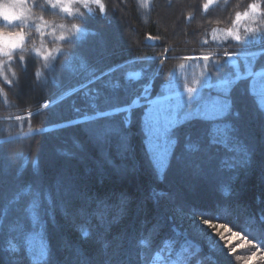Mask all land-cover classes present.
<instances>
[{
	"label": "trees",
	"instance_id": "16d2710c",
	"mask_svg": "<svg viewBox=\"0 0 264 264\" xmlns=\"http://www.w3.org/2000/svg\"><path fill=\"white\" fill-rule=\"evenodd\" d=\"M202 2L203 0H149V6L142 7V0H106V14L101 16L98 11L93 15L86 14L81 21L78 36L66 42L67 52L58 54L57 59L41 72L38 80L33 77L34 64L30 59L27 70L20 75L19 83L11 89L5 87L9 95L7 104L0 97V139L11 133L20 142L6 143L0 149V237L11 238L15 235L19 239V234L12 231V225L23 219L20 215L23 201L10 203L9 198L17 186H27L34 178V166L39 168L43 176L49 177L64 164L69 172L77 173L81 179L88 181L94 190L104 192L114 189L116 197L113 199H118L120 193L126 192L132 196V200L127 210L119 216L118 222L112 223V231L105 234L95 218L91 222L77 216H73L71 220L65 218L61 203L65 197L57 193L56 204L40 210L41 220L33 223V235L28 241L29 254L36 256L50 247L48 264H145L144 257L154 255L156 249L149 252L136 242L149 234L157 219L171 217L174 213L178 217L184 215L182 206L191 204L212 210L217 216L223 217L213 220L217 227L208 230L222 246L242 245L239 252L242 256H247L254 250L243 232H248L257 239H264V226L260 223V217L264 215V146L260 144L264 138V119L257 115L258 104L252 99L246 98L238 106L240 123L248 132L246 140L256 145L250 165L237 169L227 168L225 165L239 166L243 162L240 153H227L224 156L225 164H218L217 170L207 180H197L192 172L193 164L201 163L199 160L202 158L193 157L192 161L181 149H177L164 179L160 180L148 167L141 140L134 130V152L117 156L114 145L110 147L115 160L121 164H136L140 166L139 172L125 181L106 176L103 184H100L95 172L98 166L106 165L104 161L93 157V150L88 147L82 131L76 127H56L68 118H77L73 106L85 107L89 93L88 89H84L78 94L63 95L72 87L87 84L89 79H94L93 74L101 77L89 85L94 94L96 91L110 90L124 80L128 71L141 67L140 63L129 64L128 61L154 56L155 68L166 56L161 80H168L174 71H178V76L174 79L182 90L185 83L191 86L193 78L200 72L194 75L191 67L199 60H186L185 56H199L210 50L218 53L236 50L238 45L212 42L208 34L213 27L224 26L216 25L214 21L225 20L231 14V5L238 0H229V6L224 4V0H218L206 14L200 7ZM188 16L192 19L188 20ZM148 35L160 39L147 41ZM261 35L264 34L259 37ZM259 37L256 43L260 47L264 42ZM205 39L210 41L207 46L202 45ZM165 49L169 51L165 52ZM256 59L257 57H241L240 64L250 68ZM232 63L235 65L237 61ZM181 64L183 67H180ZM118 65L124 67L118 68ZM229 67L230 65H226L225 70ZM186 75H190V79L184 80ZM211 75L215 78L218 73L212 72ZM253 90L259 96L254 86ZM48 99L58 100L48 110L34 112L38 103ZM29 112L33 114L31 117ZM9 114L20 115L25 119L6 122L3 117ZM148 117H145L146 126ZM29 126L43 127L48 131L19 137L18 134L27 132ZM77 140L84 145L83 150L77 145ZM183 141L184 134L181 133V144ZM147 145L151 150L149 143ZM62 152L70 153L71 158L63 157ZM153 189L165 195L152 197ZM225 191L230 195L225 196ZM145 197H148L146 201ZM141 201L145 202L141 204ZM81 203L73 201L70 211L74 214ZM100 211L105 213L108 220L119 212L113 207H101ZM52 213L56 214L55 224L49 226L45 236L42 230L44 217L45 214ZM181 223L186 226L188 222L185 220ZM81 227L91 233V239L87 242L80 236ZM217 233H222L223 238ZM233 233L240 234L233 236ZM2 243L3 239L0 238V245ZM201 244L202 251L193 260V264H242V261L235 259L231 261L220 248L213 250L207 240H202ZM3 247L6 248L7 244L4 243ZM227 251L229 247H224V252ZM258 255H264V251ZM0 264H13L10 254L0 252ZM254 264H264V261L258 259Z\"/></svg>",
	"mask_w": 264,
	"mask_h": 264
},
{
	"label": "snow or ice",
	"instance_id": "6c2138e0",
	"mask_svg": "<svg viewBox=\"0 0 264 264\" xmlns=\"http://www.w3.org/2000/svg\"><path fill=\"white\" fill-rule=\"evenodd\" d=\"M215 0H203L201 10L206 14L209 12ZM149 0H142V7H148ZM107 11V9H106ZM188 20L192 17L188 16ZM160 39L154 35H148L147 41ZM259 39L264 42V35ZM239 47L236 50H226L221 57L220 53L203 54L200 56H185L186 60L203 61L201 71L193 78L191 86L188 83L179 87L174 78L161 80L163 76V66L167 57L160 60L158 67H153L156 57H140L127 63H140L139 70L130 71L126 74L122 82H118L110 90L96 91L92 93L89 85L94 80H99L100 76L89 79L87 84H80L79 87H72L67 91V95L78 94L84 89H88V96L85 107L73 106V111L77 118H68L64 123L57 124V128L67 129L76 127L80 129L88 142V147L92 149L94 158L104 161L105 166H98L95 175L98 183L103 184L106 176L115 177L118 181H125L129 176L139 172L140 166L136 164H121L113 158L112 145H114L117 156L128 155L134 152L132 148V138L135 134L139 136L145 159L148 167L153 173L163 180L169 167L170 160L175 155L177 149L185 152L193 161V157H201V163L193 164L192 172L197 180L210 179L217 170L218 164L224 165V156L227 153H240L243 162L239 165H225L230 169L242 168L250 165L251 157L256 145L246 140L247 128L240 123L241 114L238 106L246 99L250 98L258 104L257 115L264 119V91L257 96L253 90V80L260 78L264 81V43L258 50H252L249 45H254L256 39L249 37L243 41L239 38L232 39ZM215 41V40H213ZM210 41H202L203 46L209 45ZM169 51L165 49V52ZM253 52L258 53L255 63L250 68L240 64L243 54L251 56ZM237 61L233 64L232 61ZM226 65L230 67L225 70ZM123 68L124 65H118ZM27 68L25 69V71ZM116 71V69H110ZM212 72L218 73L213 78ZM41 73H35L38 80ZM159 81V83H157ZM8 89L14 87L12 81L5 85ZM174 94V95H173ZM153 101H157L162 108V117L158 122L157 149L150 150L146 141L149 136V129L146 126L145 117L149 114V109L153 107ZM5 104L7 98H3ZM52 103L51 99L37 104V110H48ZM29 117L33 114L29 112ZM25 117L9 114L4 120L22 121ZM43 127H28L27 132H21L19 137L30 136L33 133L46 132ZM264 131V128H262ZM181 133L184 134V141L181 144ZM17 136L11 133L0 139V149L6 143H19ZM77 145L83 150L84 145L77 140ZM260 144L264 146V138ZM65 158H71L70 153L62 152ZM34 178L28 182L27 186L20 184L13 191L9 202L23 201L21 216L23 219L19 223L12 225V231L19 234V239L14 235L11 238H4L0 245V252L10 254L13 264H48L51 250L50 247L41 252L39 256L29 254L28 241L33 235V223L41 220L40 210L56 204V194L60 193L63 204L62 215L71 220L73 216L87 218L89 222L95 218L98 226L105 234L112 231V223L118 222L129 206L132 196L122 192L116 197L114 189L104 192L94 190L88 181L83 180L77 173L69 172L62 164L54 175L45 177L35 167ZM90 171V170H88ZM165 193H157L152 190V197H163ZM225 196L230 193L225 191ZM148 197H145V201ZM82 202L76 207L75 213L70 211L72 202ZM112 201V204H109ZM145 201H141L143 204ZM158 202V201H157ZM117 208L119 212L113 214L111 219L105 217V213L100 208ZM184 215L157 219L148 235L142 236L136 243L143 249L151 252L156 249L154 255L144 257L145 264H193V260L202 251V240H207L213 250L220 248L223 254L232 261H242V264H254L258 259L264 261V255H258L264 251V239H257L248 232H243L251 244L247 256L239 254L243 246L229 247V251L224 252V246L216 241L215 235L208 229H215L213 220L223 217L217 216L214 211L202 209L195 204L184 207ZM55 213L45 214L43 232L48 234V228L55 224ZM187 220V225L182 226ZM107 221V222H106ZM260 223L264 226V215L260 217ZM76 225V224H75ZM74 225V226H75ZM243 231V230H241ZM240 233H235L239 235ZM221 235L222 233H217ZM80 236L83 241L91 239V233L80 228ZM7 247L4 248L3 244ZM168 252V258L162 252Z\"/></svg>",
	"mask_w": 264,
	"mask_h": 264
},
{
	"label": "clouds",
	"instance_id": "9594fccd",
	"mask_svg": "<svg viewBox=\"0 0 264 264\" xmlns=\"http://www.w3.org/2000/svg\"><path fill=\"white\" fill-rule=\"evenodd\" d=\"M224 4L229 6V0ZM106 9V0H0V97L8 98L4 85L8 81L18 84L30 59L35 78L58 54L67 52L66 42L78 33L86 14L98 11L103 16ZM214 24L224 25L212 28L215 41L237 37L243 41L264 34V0H238L231 5V14Z\"/></svg>",
	"mask_w": 264,
	"mask_h": 264
},
{
	"label": "rangeland",
	"instance_id": "374dc122",
	"mask_svg": "<svg viewBox=\"0 0 264 264\" xmlns=\"http://www.w3.org/2000/svg\"><path fill=\"white\" fill-rule=\"evenodd\" d=\"M217 1L218 0H215V3ZM217 28H219V27H217ZM78 33H79V31H78ZM78 33L75 36H78ZM259 35L249 36V38L250 39H256V42H257ZM208 36H209L208 38L212 42H216V43H219V44H226V43H234L235 44V41H233L231 38H228V39L223 40V41H213L211 39V31L209 32ZM256 42H255L254 45H249V47L252 50H255L257 48L258 43H256ZM238 47L239 46H236V49ZM209 52H215V51L210 50ZM215 53H217V52H215ZM203 54H207V53H203ZM203 54H201V55H203ZM220 54L223 56V53H220ZM257 54L255 52H253V54L251 56H249L247 54H243L241 57H245V56L255 57ZM192 56H196V55H192ZM232 62L235 63V60H233ZM202 65H203V62H201V61H197V62L193 63V65L191 67H193L192 70H194V71H192V72H194L193 73L194 75H196L197 72L201 71ZM136 70H139V68H133L130 71H136ZM130 71H128V72H130ZM194 75H191V76H194ZM176 76H178V71H174L172 73V77L171 78H174ZM183 79L184 80L190 79V75H186ZM253 86L256 88V90L258 91L259 95L261 94L262 91H264V81H261L260 78H256L254 80V85ZM152 103H153V107L149 109V114L147 115V116H149L148 117V124H147V127L149 129V136H148V140L146 141V143L147 144L149 143V147L151 148V150H156L157 149V135H158L157 125H158V122L160 121V119L162 117V108H163V106L160 105L157 101H153ZM162 255L165 258H168V252L167 251L162 252Z\"/></svg>",
	"mask_w": 264,
	"mask_h": 264
},
{
	"label": "flooded vegetation",
	"instance_id": "af4514ba",
	"mask_svg": "<svg viewBox=\"0 0 264 264\" xmlns=\"http://www.w3.org/2000/svg\"><path fill=\"white\" fill-rule=\"evenodd\" d=\"M258 46V45H257ZM258 48H259V46L255 49V50H258ZM256 53V52H255ZM257 54V53H256ZM258 56V54L255 56V57H257Z\"/></svg>",
	"mask_w": 264,
	"mask_h": 264
},
{
	"label": "bare ground",
	"instance_id": "6f19581e",
	"mask_svg": "<svg viewBox=\"0 0 264 264\" xmlns=\"http://www.w3.org/2000/svg\"><path fill=\"white\" fill-rule=\"evenodd\" d=\"M46 101V100H45ZM42 102H44V101H42Z\"/></svg>",
	"mask_w": 264,
	"mask_h": 264
}]
</instances>
